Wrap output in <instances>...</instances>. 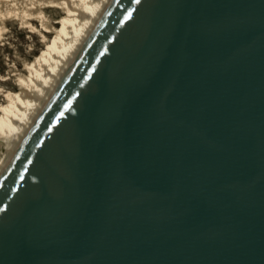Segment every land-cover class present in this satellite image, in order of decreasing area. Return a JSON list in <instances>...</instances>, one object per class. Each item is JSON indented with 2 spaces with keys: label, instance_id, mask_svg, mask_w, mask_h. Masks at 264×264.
<instances>
[{
  "label": "water",
  "instance_id": "1",
  "mask_svg": "<svg viewBox=\"0 0 264 264\" xmlns=\"http://www.w3.org/2000/svg\"><path fill=\"white\" fill-rule=\"evenodd\" d=\"M0 264H264V0H110L0 172Z\"/></svg>",
  "mask_w": 264,
  "mask_h": 264
},
{
  "label": "bare ground",
  "instance_id": "2",
  "mask_svg": "<svg viewBox=\"0 0 264 264\" xmlns=\"http://www.w3.org/2000/svg\"><path fill=\"white\" fill-rule=\"evenodd\" d=\"M109 2L0 0V37L8 21L18 20L42 43L39 53L31 48L28 56L20 57L21 68L12 65L14 88L5 86L9 76L0 78V172ZM52 10L57 17L48 15Z\"/></svg>",
  "mask_w": 264,
  "mask_h": 264
},
{
  "label": "rangeland",
  "instance_id": "3",
  "mask_svg": "<svg viewBox=\"0 0 264 264\" xmlns=\"http://www.w3.org/2000/svg\"><path fill=\"white\" fill-rule=\"evenodd\" d=\"M48 15L57 17L58 13L52 10L48 12ZM6 27L5 32L0 37V78L9 76L5 86L11 89L16 86L14 77L10 75L12 65L16 64L18 68H21L22 62H20V57L28 56L26 53L31 48L35 49V54L39 53L42 43L38 35L29 32L18 20L8 21ZM1 98L0 95V103Z\"/></svg>",
  "mask_w": 264,
  "mask_h": 264
}]
</instances>
